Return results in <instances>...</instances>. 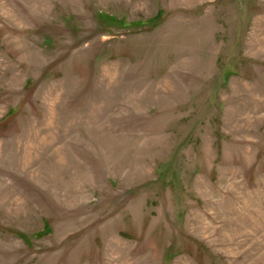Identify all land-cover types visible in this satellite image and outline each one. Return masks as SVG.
Masks as SVG:
<instances>
[{"label":"rangeland","instance_id":"obj_1","mask_svg":"<svg viewBox=\"0 0 264 264\" xmlns=\"http://www.w3.org/2000/svg\"><path fill=\"white\" fill-rule=\"evenodd\" d=\"M0 264H264V0H0Z\"/></svg>","mask_w":264,"mask_h":264}]
</instances>
